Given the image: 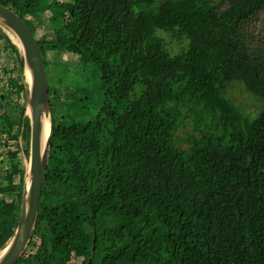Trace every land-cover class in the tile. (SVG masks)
<instances>
[{"label": "trees", "instance_id": "16d2710c", "mask_svg": "<svg viewBox=\"0 0 264 264\" xmlns=\"http://www.w3.org/2000/svg\"><path fill=\"white\" fill-rule=\"evenodd\" d=\"M0 4L40 33L53 83L48 167L18 264H264V38L249 30L264 0ZM22 73L0 28V248L20 207ZM232 82L256 108L235 104ZM28 140L25 121V153Z\"/></svg>", "mask_w": 264, "mask_h": 264}, {"label": "water", "instance_id": "95a60500", "mask_svg": "<svg viewBox=\"0 0 264 264\" xmlns=\"http://www.w3.org/2000/svg\"><path fill=\"white\" fill-rule=\"evenodd\" d=\"M0 28L16 47L23 61L25 108L19 139L23 162L20 207L14 233L0 248V264H18L29 247L36 227L42 188L48 167L50 139L53 133V83L37 31L32 29L12 8L1 4ZM25 121H27L29 129L26 153L22 147ZM46 127L47 133H45ZM93 250L94 237L92 238L91 254Z\"/></svg>", "mask_w": 264, "mask_h": 264}, {"label": "rangeland", "instance_id": "374dc122", "mask_svg": "<svg viewBox=\"0 0 264 264\" xmlns=\"http://www.w3.org/2000/svg\"><path fill=\"white\" fill-rule=\"evenodd\" d=\"M250 24H251L249 27L250 33L256 37L264 38V11L262 13H260L257 16V18L254 19ZM44 28H46V27L44 26ZM165 38H166V42L168 43V48L171 49V52L177 53L180 50L179 44L175 41H172L171 39H168L167 37H165ZM71 70L75 71V68H71ZM72 74H73V72L70 73V75H72ZM96 81H97V79L92 78V80H91V85H92L91 87L92 88H94L95 85L97 84ZM231 88L235 92L229 91V96L234 100L236 105L241 104L243 106H246L248 109H252V108L257 107V105H258L257 99L253 95L247 93L244 90V86L241 83L232 82ZM260 110H261V108H260Z\"/></svg>", "mask_w": 264, "mask_h": 264}, {"label": "bare ground", "instance_id": "6f19581e", "mask_svg": "<svg viewBox=\"0 0 264 264\" xmlns=\"http://www.w3.org/2000/svg\"><path fill=\"white\" fill-rule=\"evenodd\" d=\"M27 73H28V72H27ZM27 73H26V74H27ZM47 132H48V130H47V127H46V129H45V133H47Z\"/></svg>", "mask_w": 264, "mask_h": 264}]
</instances>
